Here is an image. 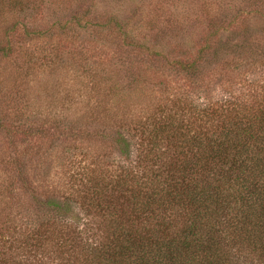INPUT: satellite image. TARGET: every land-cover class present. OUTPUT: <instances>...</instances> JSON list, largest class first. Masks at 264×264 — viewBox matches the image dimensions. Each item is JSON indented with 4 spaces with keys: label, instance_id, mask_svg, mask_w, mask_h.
Masks as SVG:
<instances>
[{
    "label": "rangeland",
    "instance_id": "374dc122",
    "mask_svg": "<svg viewBox=\"0 0 264 264\" xmlns=\"http://www.w3.org/2000/svg\"><path fill=\"white\" fill-rule=\"evenodd\" d=\"M262 5L0 0V255L63 264L66 226L89 223L86 191L137 159L143 125L264 100Z\"/></svg>",
    "mask_w": 264,
    "mask_h": 264
},
{
    "label": "trees",
    "instance_id": "16d2710c",
    "mask_svg": "<svg viewBox=\"0 0 264 264\" xmlns=\"http://www.w3.org/2000/svg\"><path fill=\"white\" fill-rule=\"evenodd\" d=\"M11 52L0 45L1 55ZM219 108H204L203 121L182 113L143 125L140 155L86 191L87 229L67 225L57 258L63 264H264V100ZM50 203L56 213L70 212ZM8 259L0 255V264H12Z\"/></svg>",
    "mask_w": 264,
    "mask_h": 264
}]
</instances>
